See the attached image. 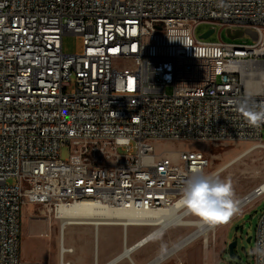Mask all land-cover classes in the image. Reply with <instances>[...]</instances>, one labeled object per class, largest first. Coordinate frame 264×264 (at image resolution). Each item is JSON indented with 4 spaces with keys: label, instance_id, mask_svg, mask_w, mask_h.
Returning <instances> with one entry per match:
<instances>
[{
    "label": "built area",
    "instance_id": "2783aa9c",
    "mask_svg": "<svg viewBox=\"0 0 264 264\" xmlns=\"http://www.w3.org/2000/svg\"><path fill=\"white\" fill-rule=\"evenodd\" d=\"M201 23L218 26L215 42L196 36ZM227 28L257 39L225 43ZM68 34L79 51L63 52ZM243 99L264 105V0H0V264H21L28 203L53 214L86 200L122 211L172 206L210 160L156 144L262 143L264 124L237 111ZM263 194L253 188L239 210ZM258 248L264 213L251 248L253 264H264Z\"/></svg>",
    "mask_w": 264,
    "mask_h": 264
},
{
    "label": "rangeland",
    "instance_id": "374dc122",
    "mask_svg": "<svg viewBox=\"0 0 264 264\" xmlns=\"http://www.w3.org/2000/svg\"><path fill=\"white\" fill-rule=\"evenodd\" d=\"M212 27L209 24L201 23L195 29L198 37ZM215 31L204 42H215L217 38L218 26ZM236 30V28L231 29ZM223 42L229 44L253 45L255 42L246 34L241 37L229 38L226 29L220 33ZM62 49L64 53H74L81 49V40L76 36L68 34L62 37ZM263 146L251 143L216 145L194 141L174 142L156 144V151L167 150L170 153L181 149H201L210 160L211 172L219 173L222 179L231 183L235 200L239 199L253 188H256L264 181V129L262 130ZM59 155L62 159L69 155V146L61 147ZM24 208V209H23ZM29 206L24 205L21 212L25 213ZM264 213V194L258 197L249 205L243 207L227 222H219L215 229L210 230L207 236H198L194 241L185 245L178 252L169 256L159 264H253L251 248L253 247L255 227L259 217ZM22 216L20 247L22 249L25 240L28 239V224L36 223V230L44 228L58 230L59 219L54 214L48 213L44 206L34 205ZM185 219L198 220L197 217L186 215ZM150 230L151 227H140ZM194 226H171L162 232L158 239L164 250L178 241L186 234L194 231ZM38 237L45 236L44 233H36ZM51 237H53L51 235ZM251 237L250 242L246 239ZM236 240L234 248L235 257L231 259L227 252V244ZM22 257V250L20 251ZM127 263L131 264L128 259ZM147 262V261H146Z\"/></svg>",
    "mask_w": 264,
    "mask_h": 264
},
{
    "label": "crops",
    "instance_id": "0c3cea01",
    "mask_svg": "<svg viewBox=\"0 0 264 264\" xmlns=\"http://www.w3.org/2000/svg\"><path fill=\"white\" fill-rule=\"evenodd\" d=\"M26 206H29L30 209L34 205L28 203ZM28 210L25 213L21 212V223L23 215H26L27 218ZM56 216L54 217L60 218ZM60 219V227L57 231L51 228L39 231V229L36 230V223L28 224V239L25 240L22 249L19 248V254L22 250L21 264H108L116 258L118 259L112 264H128L126 259L131 264H147L166 250L158 239L162 232L171 226H190L169 224L157 231L159 226L156 224H96L93 221L68 223L62 222ZM151 226L153 228L150 230L140 228ZM153 231L155 233L141 245L130 250L127 256L124 255L126 248L133 246ZM36 233H44L45 236H34ZM169 256L155 264H159Z\"/></svg>",
    "mask_w": 264,
    "mask_h": 264
},
{
    "label": "bare ground",
    "instance_id": "6f19581e",
    "mask_svg": "<svg viewBox=\"0 0 264 264\" xmlns=\"http://www.w3.org/2000/svg\"><path fill=\"white\" fill-rule=\"evenodd\" d=\"M257 146H263L258 144ZM264 192V181H262L258 186ZM244 196V195H243ZM180 199V198H179ZM179 199L175 201V203L165 209L161 210H152L149 212H141V211H122V210H108L104 207H100L96 202L91 200L82 201L80 203H74L67 206H59L57 207L54 216H59L62 222H70V223H80L86 221H93L96 224H105V223H118V224H134L139 223V225L144 224H156L159 226L157 229L160 230L166 227L169 224H182V225H190L194 226L195 229L191 233L187 234L175 244L171 245L164 252L160 253L153 260L148 262L147 264H155L163 258L173 254L186 244L194 241L198 236L203 235L205 238L207 233L210 230H214L216 225H207L201 224L198 220H189L185 219L187 215L185 210L182 208L174 207V205L178 204ZM56 216V217H57ZM155 233L154 231L150 234ZM148 234V235H150ZM144 237L139 242L134 244L133 246L141 245L147 237ZM132 247V246H131ZM126 248L124 251V255H128L130 248ZM70 250V249H69Z\"/></svg>",
    "mask_w": 264,
    "mask_h": 264
},
{
    "label": "clouds",
    "instance_id": "9594fccd",
    "mask_svg": "<svg viewBox=\"0 0 264 264\" xmlns=\"http://www.w3.org/2000/svg\"><path fill=\"white\" fill-rule=\"evenodd\" d=\"M237 111L242 114L250 126L258 127L264 124V105L257 110L249 106L243 99L237 104ZM174 207L182 208L186 214L198 218L201 224L215 225L217 216L226 217L229 221L239 212L238 202L234 198L231 183L222 179L219 173H204L194 169L192 175L185 181L182 196ZM257 252H264L258 248Z\"/></svg>",
    "mask_w": 264,
    "mask_h": 264
},
{
    "label": "water",
    "instance_id": "95a60500",
    "mask_svg": "<svg viewBox=\"0 0 264 264\" xmlns=\"http://www.w3.org/2000/svg\"><path fill=\"white\" fill-rule=\"evenodd\" d=\"M213 33V28H209L208 30H206L204 33L200 34L198 36L199 39L201 40H205L206 38H208L211 34ZM226 34L229 38H235V37H241L243 34L248 35L253 41H256L257 39V34L256 32H254L253 30L250 29H236V30H231L229 28L226 29ZM152 234L148 235L151 236ZM147 237V238H148ZM251 237H248L246 239V242H250ZM236 246V240H232L231 242H229L227 244V252L228 255L231 259H233L235 257V253H234V248ZM135 246H132L130 248V250H132ZM129 250V251H130ZM118 258L112 260L111 262H109L108 264H112L114 261H116Z\"/></svg>",
    "mask_w": 264,
    "mask_h": 264
},
{
    "label": "snow or ice",
    "instance_id": "6c2138e0",
    "mask_svg": "<svg viewBox=\"0 0 264 264\" xmlns=\"http://www.w3.org/2000/svg\"><path fill=\"white\" fill-rule=\"evenodd\" d=\"M130 85H131V82H129V86ZM214 219L217 220V221H219V222H224L227 218L226 217L217 216Z\"/></svg>",
    "mask_w": 264,
    "mask_h": 264
}]
</instances>
